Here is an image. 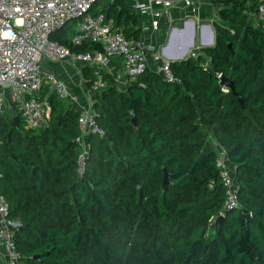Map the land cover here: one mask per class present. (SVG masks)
<instances>
[{
    "label": "trees",
    "instance_id": "trees-1",
    "mask_svg": "<svg viewBox=\"0 0 264 264\" xmlns=\"http://www.w3.org/2000/svg\"><path fill=\"white\" fill-rule=\"evenodd\" d=\"M100 2L105 7L93 15L142 39L139 13L126 0ZM259 2L212 0L223 20L214 24L215 44L172 63L178 82L151 69L122 91L106 72L108 86L92 107L104 136L86 137L82 176L81 111L50 95L48 124L36 130L13 126L19 114L6 112L0 194L8 218L23 225L14 237L23 264H264ZM74 35L69 25L51 39L75 53L103 52L100 45L73 46ZM83 71L93 78L91 68ZM220 149L236 177L238 209L225 208ZM165 170L171 183L163 191Z\"/></svg>",
    "mask_w": 264,
    "mask_h": 264
},
{
    "label": "built area",
    "instance_id": "built-area-1",
    "mask_svg": "<svg viewBox=\"0 0 264 264\" xmlns=\"http://www.w3.org/2000/svg\"><path fill=\"white\" fill-rule=\"evenodd\" d=\"M101 0H0V122L7 111H17L21 124L30 130L47 126L52 113L49 97H41L43 87L48 95L62 100L75 101L70 89L51 74H43L39 62L42 58L51 61L73 59L94 68L89 81L90 90L100 93L108 83L105 73L118 59L129 83L137 82L150 68V53L156 47L147 48L143 40L129 39L116 26L113 19L104 14L93 15L91 11ZM197 0H142L132 2V7L150 19V28L157 32L165 14L182 3L196 13ZM257 22L264 25V0H260L255 12ZM200 23V22H199ZM74 25L73 46L84 43L100 45L103 52L75 53L51 39L52 35ZM207 25H200L201 32ZM200 50L190 51L189 58H197ZM156 73L166 81L178 82L172 72V61L163 60ZM121 75H117L119 79ZM116 79V80H117ZM225 88H227L224 85ZM7 94L11 103L7 104ZM96 116L89 110L81 111L79 127L82 133L80 143L84 152L78 159V173L84 175L87 157L86 137L104 136L97 125ZM220 179L227 192L225 208L238 209V186L234 171L230 168L226 152L220 149L217 159ZM212 186V185H211ZM10 207L0 194V259L3 264H23L15 242V230L23 227L19 220L8 218Z\"/></svg>",
    "mask_w": 264,
    "mask_h": 264
},
{
    "label": "crops",
    "instance_id": "crops-1",
    "mask_svg": "<svg viewBox=\"0 0 264 264\" xmlns=\"http://www.w3.org/2000/svg\"><path fill=\"white\" fill-rule=\"evenodd\" d=\"M214 8L215 6L213 5L212 0H197L196 13L194 14L190 9L185 8L182 3L176 4L175 7L168 12V14L163 16L161 19V27L157 32H154L150 28L149 17L141 15L138 12L140 16V29L142 30L141 40L145 42L147 48L151 45L156 47V53H150L149 55L150 68L153 71H156V69L159 68L162 61H155L156 57L158 56H161L163 60H170L172 62L180 61V59L186 55L185 53L184 55L179 54V56H177L176 53L168 52L170 50H175L177 52L183 51V45L177 44L174 41V36L177 34L183 37L189 30H194L195 24H197V22H200V25L202 26L207 25V27L201 32V45L208 47L212 36L215 35L212 33L210 26L212 22L207 23L209 17L213 16ZM141 21H144V23L146 22V24H141ZM207 36H210V41L206 40ZM164 42H166V49L165 47H161L164 46ZM213 44H215V37ZM197 49L200 51L203 50L202 47ZM39 65L43 74H51L55 76L70 89L76 100H64L68 106H71L78 111L89 110L93 107L97 94L90 90V80L85 76L83 71L84 68L87 67L94 70L92 66L75 61L73 59H67L64 61H51L46 58H42L39 62ZM107 73H109L114 78L115 83L120 90L126 91L128 89L130 83L129 80L124 75H122L123 69L118 59H112L111 66L107 70ZM117 75H121V77L117 79ZM46 90H48V87H43L41 97ZM48 97L51 98L50 95H48ZM10 103L11 99L9 94H7V104Z\"/></svg>",
    "mask_w": 264,
    "mask_h": 264
},
{
    "label": "rangeland",
    "instance_id": "rangeland-1",
    "mask_svg": "<svg viewBox=\"0 0 264 264\" xmlns=\"http://www.w3.org/2000/svg\"><path fill=\"white\" fill-rule=\"evenodd\" d=\"M127 1V3L129 4V5H131L132 6V3L131 2H134V0H126ZM105 7V5H104V2H99L96 6H95V9L97 10V11H100V10H102L103 8ZM219 11H220V9L219 8H214V13H213V16L211 17H209V19H208V21H207V23H209V22H212V24L210 25L211 26V28L213 29V31H214V34H216V32H215V29H214V24H215V22H218L219 24H223V20L220 18V14H219ZM141 24H146V22L144 23V21H141ZM214 37H215V39H216V35H214ZM174 38H175V42L177 43V44H182L183 45V51L181 52H177V51H175V50H170V51H168V52H170V53H176L177 54V56H179V54L180 55H184V53L186 54V56H185V59L186 58H188V56H189V54H190V51H194V50H196L197 48H199V47H202L203 49H205V48H207V47H205V46H202L201 45V31H200V23H198L197 22V24H195V28H194V30L192 29L191 31L189 30L188 32H187V34L186 35H184L183 37H181V36H179V35H175L174 36ZM206 40H209L210 41V36H207L206 37ZM165 44H166V42H164V46H161L162 48L163 47H165V49H166V46H165ZM214 45V44H213ZM188 50H189V52H188ZM188 52V53H187Z\"/></svg>",
    "mask_w": 264,
    "mask_h": 264
},
{
    "label": "water",
    "instance_id": "water-1",
    "mask_svg": "<svg viewBox=\"0 0 264 264\" xmlns=\"http://www.w3.org/2000/svg\"><path fill=\"white\" fill-rule=\"evenodd\" d=\"M211 30H212V33L214 34V31H213L212 28H211ZM208 43H209V42H208ZM213 43H214V35L212 36L211 41H210L208 47L214 46ZM188 51H189V50H188ZM185 56H186V55H184V56L180 59V61L185 60ZM221 80H222L223 85H225L227 88L231 86V82L228 81V80H225L224 77H221ZM19 122H20V121H19V118H18V117H15V118H14L13 126H15V127L18 128V126H19ZM164 172H165V176H164V182H163V191H166L167 188H168V186H169V184L171 183V176H170V174L168 173L167 170H165ZM222 218H223V216H220V217L218 218L217 221L220 222V221L222 220ZM21 229H22V228H21Z\"/></svg>",
    "mask_w": 264,
    "mask_h": 264
},
{
    "label": "clouds",
    "instance_id": "clouds-1",
    "mask_svg": "<svg viewBox=\"0 0 264 264\" xmlns=\"http://www.w3.org/2000/svg\"><path fill=\"white\" fill-rule=\"evenodd\" d=\"M186 59H188V58H186ZM186 59H185V60H186Z\"/></svg>",
    "mask_w": 264,
    "mask_h": 264
},
{
    "label": "flooded vegetation",
    "instance_id": "flooded-vegetation-1",
    "mask_svg": "<svg viewBox=\"0 0 264 264\" xmlns=\"http://www.w3.org/2000/svg\"><path fill=\"white\" fill-rule=\"evenodd\" d=\"M212 47V46H211Z\"/></svg>",
    "mask_w": 264,
    "mask_h": 264
}]
</instances>
